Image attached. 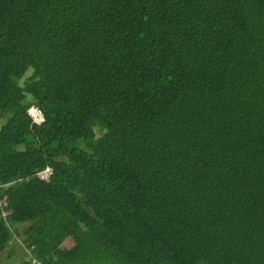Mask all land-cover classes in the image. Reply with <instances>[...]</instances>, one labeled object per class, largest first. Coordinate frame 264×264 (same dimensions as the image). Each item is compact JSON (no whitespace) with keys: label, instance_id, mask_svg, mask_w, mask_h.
Here are the masks:
<instances>
[{"label":"trees","instance_id":"16d2710c","mask_svg":"<svg viewBox=\"0 0 264 264\" xmlns=\"http://www.w3.org/2000/svg\"><path fill=\"white\" fill-rule=\"evenodd\" d=\"M0 116V258L264 264V0H0Z\"/></svg>","mask_w":264,"mask_h":264},{"label":"rangeland","instance_id":"374dc122","mask_svg":"<svg viewBox=\"0 0 264 264\" xmlns=\"http://www.w3.org/2000/svg\"><path fill=\"white\" fill-rule=\"evenodd\" d=\"M31 74V69L27 70L26 74L19 80L22 84L23 81ZM31 109V108H30ZM36 110V109H35ZM5 119L0 116V125L3 124ZM20 231L23 229V225L19 224ZM72 241L70 238H66L62 245L63 246H70ZM24 244L22 243V235H14L11 239L10 244L7 248L4 249L2 252L0 263L1 264H36L35 260L29 259V256L24 255ZM38 264V263H37Z\"/></svg>","mask_w":264,"mask_h":264},{"label":"built area","instance_id":"2783aa9c","mask_svg":"<svg viewBox=\"0 0 264 264\" xmlns=\"http://www.w3.org/2000/svg\"><path fill=\"white\" fill-rule=\"evenodd\" d=\"M32 107H33V106H32ZM32 107H31V108H32ZM35 108H36V107H35ZM36 109L38 110L39 108H36ZM30 110H31V109H29V114H30V116L32 117L33 121H34L35 123H41V122L43 121V114L41 113L40 109L38 110V112L41 113V119H39V120H37V119L33 116V114L31 113ZM50 174H51V168H50V167H46V168L43 169L42 171H39V172H38L39 177H40L41 179H44V180H47V181H48V179H49ZM6 213H9V211L5 212V214H6ZM33 260H34V259H33ZM37 263H38V262H37Z\"/></svg>","mask_w":264,"mask_h":264},{"label":"bare ground","instance_id":"6f19581e","mask_svg":"<svg viewBox=\"0 0 264 264\" xmlns=\"http://www.w3.org/2000/svg\"><path fill=\"white\" fill-rule=\"evenodd\" d=\"M36 108L33 106L32 108H31V113L33 114V116L37 119V120H39V119H41V113H39L38 112V110L36 109Z\"/></svg>","mask_w":264,"mask_h":264},{"label":"water","instance_id":"95a60500","mask_svg":"<svg viewBox=\"0 0 264 264\" xmlns=\"http://www.w3.org/2000/svg\"><path fill=\"white\" fill-rule=\"evenodd\" d=\"M31 107H32V106H31ZM31 107H30V108H31ZM30 108H29V109H30ZM29 109H28V112H29ZM38 110H39V109H38ZM40 111H41V110H40ZM41 113H42V112H41Z\"/></svg>","mask_w":264,"mask_h":264}]
</instances>
